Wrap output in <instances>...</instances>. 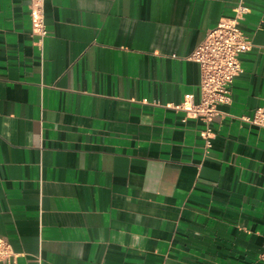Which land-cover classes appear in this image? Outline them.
Instances as JSON below:
<instances>
[{
	"label": "crops",
	"instance_id": "obj_1",
	"mask_svg": "<svg viewBox=\"0 0 264 264\" xmlns=\"http://www.w3.org/2000/svg\"><path fill=\"white\" fill-rule=\"evenodd\" d=\"M239 4L251 49L205 123L189 57ZM29 7L0 0L14 264H264V0H45L40 44Z\"/></svg>",
	"mask_w": 264,
	"mask_h": 264
},
{
	"label": "built area",
	"instance_id": "obj_2",
	"mask_svg": "<svg viewBox=\"0 0 264 264\" xmlns=\"http://www.w3.org/2000/svg\"><path fill=\"white\" fill-rule=\"evenodd\" d=\"M45 0H30L31 36L40 44L48 31L44 22ZM248 8L239 4L233 9L231 18L222 19L210 30L204 40L195 48L190 60L200 69L199 97L193 103L192 96L185 100L191 102L187 113L205 123L219 115L217 107L229 102L230 86L242 73L240 57L250 51L251 40L240 28ZM210 137L206 135V145L210 146ZM16 255L9 243L0 237V264H14Z\"/></svg>",
	"mask_w": 264,
	"mask_h": 264
}]
</instances>
